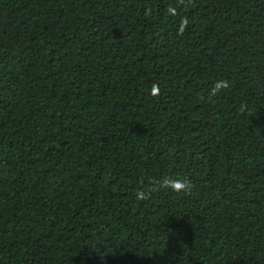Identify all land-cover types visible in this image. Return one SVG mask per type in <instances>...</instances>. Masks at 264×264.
Returning a JSON list of instances; mask_svg holds the SVG:
<instances>
[{"label": "trees", "instance_id": "trees-1", "mask_svg": "<svg viewBox=\"0 0 264 264\" xmlns=\"http://www.w3.org/2000/svg\"><path fill=\"white\" fill-rule=\"evenodd\" d=\"M0 264H264V0H0Z\"/></svg>", "mask_w": 264, "mask_h": 264}, {"label": "clouds", "instance_id": "clouds-1", "mask_svg": "<svg viewBox=\"0 0 264 264\" xmlns=\"http://www.w3.org/2000/svg\"><path fill=\"white\" fill-rule=\"evenodd\" d=\"M228 82L220 81L215 84V86L211 89L210 95L215 96L221 88H227ZM159 93V88L157 85H153L151 89V95L156 96ZM241 111H243V106L241 107ZM191 183L187 179L180 177H172V176H164L161 178L154 179L150 181V187L148 191H145L143 188L137 190L136 198L140 200H144L148 198L149 192L159 191V190H167L174 193H181L190 190Z\"/></svg>", "mask_w": 264, "mask_h": 264}]
</instances>
